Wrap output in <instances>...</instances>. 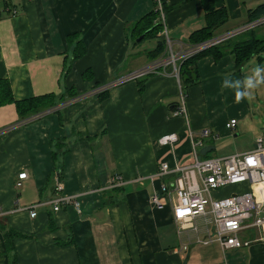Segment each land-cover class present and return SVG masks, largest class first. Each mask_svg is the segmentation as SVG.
Listing matches in <instances>:
<instances>
[{"label": "crops", "instance_id": "0c3cea01", "mask_svg": "<svg viewBox=\"0 0 264 264\" xmlns=\"http://www.w3.org/2000/svg\"><path fill=\"white\" fill-rule=\"evenodd\" d=\"M263 2L214 0L227 12L214 34L247 25L248 10ZM164 3V26L177 49L205 26L202 2ZM155 9V0H0V78L9 80L14 99L68 91L79 97L25 122L13 103L0 106V264H264V228L240 237L248 246L223 251L217 242L203 244L209 219L184 228L172 217L173 192L161 191L175 172L153 177L161 162L172 170L191 163L194 153L254 147L236 145L245 137L248 99L236 103L233 90L221 87L225 76L242 79L248 60L238 66L228 51L199 57V80L185 94L169 74L91 94L164 52H157L156 37L146 48L143 27H136ZM78 41L84 52L75 58ZM182 95L185 115L173 116ZM230 118L237 119L234 129L225 126ZM205 128L210 134L202 136ZM170 133L176 142L157 143ZM22 171L27 177L16 188ZM57 175L79 211L67 204L53 209ZM113 175L122 183L108 186ZM257 187L259 198L264 185ZM154 193L159 203L151 201ZM21 206H34L36 215Z\"/></svg>", "mask_w": 264, "mask_h": 264}, {"label": "built area", "instance_id": "2783aa9c", "mask_svg": "<svg viewBox=\"0 0 264 264\" xmlns=\"http://www.w3.org/2000/svg\"><path fill=\"white\" fill-rule=\"evenodd\" d=\"M155 2L156 10L158 11V20L156 21L160 22L163 26L158 33V35L163 36L165 42L162 55L112 80L108 84L93 88L91 94L99 93L110 87L123 84L129 80H135L150 73H157L158 75L169 74L179 80V64L183 60L200 50L224 42L248 28L264 23V17H261L240 28L221 34H214L211 38L199 43L179 45L175 49L176 43L169 36L164 26L165 15L162 1L155 0ZM16 13L17 11L13 9L12 14ZM168 68L170 71H168ZM78 98L73 96L62 104L74 102ZM53 110L55 108H48L23 121L39 118ZM172 115H185L183 95L179 100L178 106L172 111ZM236 121V118H230L225 123V126L228 129H234ZM261 129L262 134L256 138L254 147L245 152L204 158H198L196 153H194L191 163L176 165L172 170L169 169L166 162H161L157 173L153 176L158 177L170 171L175 172L173 180L169 185H162L161 191L167 195L173 192L175 202L172 206V217L176 223L185 226L184 228L195 229L194 221L198 217L209 219L210 226L206 231V239L200 241L203 244L217 242L223 251L248 246L250 240L243 241L239 236L240 232L249 228H264V217L259 216V213L263 210L264 198H258L254 189V186L264 184V124ZM209 134V128H205L201 132L202 136ZM176 141L177 137L175 133L165 134L157 139V143L160 145L172 144ZM197 145L200 146L201 141H192L194 148ZM26 177L27 173L25 171L18 173L14 186L19 188L22 185V180ZM121 183L122 179L120 175H113L108 180V186ZM244 183L248 184V190L246 191L232 192L222 197H214L212 195L213 191H217L220 188ZM63 188V182L57 175L54 182L55 197L51 201L53 209L57 211L60 205L67 204L73 205L79 211L78 200L72 195L65 194ZM151 201L159 203L157 193L153 194ZM18 209L28 210L30 217L36 215L34 206H21Z\"/></svg>", "mask_w": 264, "mask_h": 264}, {"label": "trees", "instance_id": "16d2710c", "mask_svg": "<svg viewBox=\"0 0 264 264\" xmlns=\"http://www.w3.org/2000/svg\"><path fill=\"white\" fill-rule=\"evenodd\" d=\"M161 1H162L163 9H165L166 7L164 0ZM201 2L203 6L205 21H206L205 26L193 31L190 34L187 40L188 44L199 43L201 41L211 38L214 35V30L216 29V27L227 19V12L225 7H217L214 3V0H201ZM4 6L6 7L5 10L11 12L12 9L11 8L8 9L7 3H5ZM156 15L158 16V11L156 9L150 11L149 13L145 14L136 23V27H138L141 24V26L143 27L141 32L143 33V37L145 36L156 37L158 42L156 46V50L157 52H162L164 51L165 48L164 38L163 36L157 34L161 31L163 26L160 22L156 21L157 19ZM248 15L250 22L257 20L261 17H264V2L260 3L255 8L248 10ZM245 33L247 34L249 33L252 35L249 38L244 37V39L238 41H232L231 40L233 38L232 37L228 40H225L224 42L200 50L195 54L189 56L185 60H183L179 64V73H178V78L181 84L182 92H184L185 94L187 90L186 88L189 85L198 82L199 77L197 74L196 62L199 57L204 56L206 54H212L214 55V57H216L228 51L230 54H232L233 59L235 60L236 65L238 66L242 65V63H244L245 61L249 60L254 56L257 57L258 62L263 60L264 55L262 56L261 54L262 53L264 54V37H260V38L255 37L253 34L254 27L248 28L237 35L245 34ZM72 36L73 34H69L68 38H71ZM73 50H74L73 57L75 58L80 56L82 52H84V47L82 46L81 41L76 42L75 48ZM161 55H158L157 57H160ZM168 71H170L169 68ZM152 74H157V73H150L147 75H143L141 77L149 76ZM141 77H138L136 79H139ZM142 88L143 87L141 85L140 89ZM73 96H75L74 93L68 91L67 93L58 96L49 93V94L34 96L22 100H15L12 94L9 80L7 78H0V106L7 103H13L16 106V110L19 113V117L22 120L28 119L33 115L38 114L44 111L45 109L51 108L59 103H63L68 99V97L71 98ZM176 105H177L176 103L172 104V110ZM7 248H9V244L7 245Z\"/></svg>", "mask_w": 264, "mask_h": 264}, {"label": "rangeland", "instance_id": "374dc122", "mask_svg": "<svg viewBox=\"0 0 264 264\" xmlns=\"http://www.w3.org/2000/svg\"><path fill=\"white\" fill-rule=\"evenodd\" d=\"M254 36L257 38L264 37V23L261 25H258L254 28ZM252 34H240L237 36H234L231 40L232 41H238L244 39V37H251ZM143 40V44L145 45L146 48L150 45L149 39L151 37L146 36ZM138 38V37H137ZM262 56L264 55L263 53L261 54ZM264 66V59L258 62V59L256 56L250 58L246 64L243 66L244 67V77L246 75L251 74L252 69L257 65ZM125 75V74H123ZM179 100V99H178ZM248 103L251 107V113L249 116L246 118L247 125L245 126V137L243 138H238L237 139V144L238 147L246 149L247 147H252L253 140L258 137L259 135L262 134V126L264 124V85H261L260 87L252 90V98L248 99ZM243 126V125H242ZM241 126V127H242ZM223 141V140H218V142ZM222 151V150H221ZM220 151L215 152L212 155H218ZM262 185V184H259ZM257 185V186H259ZM254 186L255 191L260 189V187ZM248 190V184H237V185H229L223 188L218 189L217 191H213L212 195L214 197H222V196H227L232 192H242ZM264 190V188H263ZM261 196L259 198H264V192L260 193ZM255 229L251 230V228L247 229L246 231L240 232L239 236L242 237V235H247L249 232L254 231Z\"/></svg>", "mask_w": 264, "mask_h": 264}, {"label": "clouds", "instance_id": "9594fccd", "mask_svg": "<svg viewBox=\"0 0 264 264\" xmlns=\"http://www.w3.org/2000/svg\"><path fill=\"white\" fill-rule=\"evenodd\" d=\"M261 85H264V66L257 64L251 74L242 79H230L229 76H225L221 87L233 90L235 102L240 103L244 99H251L252 90Z\"/></svg>", "mask_w": 264, "mask_h": 264}, {"label": "water", "instance_id": "95a60500", "mask_svg": "<svg viewBox=\"0 0 264 264\" xmlns=\"http://www.w3.org/2000/svg\"><path fill=\"white\" fill-rule=\"evenodd\" d=\"M139 38H140V37H139ZM139 38H138V39H139ZM259 216H260V217H264V206H263V210L259 213Z\"/></svg>", "mask_w": 264, "mask_h": 264}, {"label": "bare ground", "instance_id": "6f19581e", "mask_svg": "<svg viewBox=\"0 0 264 264\" xmlns=\"http://www.w3.org/2000/svg\"><path fill=\"white\" fill-rule=\"evenodd\" d=\"M264 185V184H263Z\"/></svg>", "mask_w": 264, "mask_h": 264}]
</instances>
